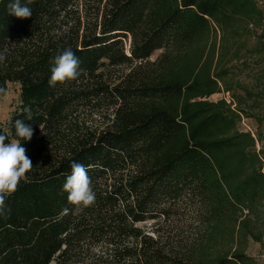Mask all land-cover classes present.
Returning <instances> with one entry per match:
<instances>
[{
	"label": "trees",
	"instance_id": "16d2710c",
	"mask_svg": "<svg viewBox=\"0 0 264 264\" xmlns=\"http://www.w3.org/2000/svg\"><path fill=\"white\" fill-rule=\"evenodd\" d=\"M9 2L0 87L17 83L19 103L0 132L7 143L20 140L16 119L32 127L20 145L33 168L0 217V264H258L246 248L262 239L251 214L264 209V156L238 128L244 107L264 99L256 0H32L25 19ZM68 47L86 72L50 86ZM253 64L249 88L238 74ZM72 161L96 194L76 215L62 188ZM181 201L194 208L193 232L163 235L160 216Z\"/></svg>",
	"mask_w": 264,
	"mask_h": 264
},
{
	"label": "clouds",
	"instance_id": "9594fccd",
	"mask_svg": "<svg viewBox=\"0 0 264 264\" xmlns=\"http://www.w3.org/2000/svg\"><path fill=\"white\" fill-rule=\"evenodd\" d=\"M32 0H10L7 4L8 14L25 19L32 16V10L28 7ZM7 49L0 51V64L6 60ZM49 85L76 80L86 69L80 67V60L71 47L65 48L57 54L53 60ZM0 94L6 96V90L0 87ZM26 120H32V112L28 107L24 108ZM15 135L24 140H31L33 129L24 122V119H16L14 122ZM7 130L0 132V217L7 218L11 209L6 200L18 190L19 183L33 168L31 159L26 155V149L20 145V140L7 142ZM71 173L66 177L63 191L67 193V201L74 206L73 214H79L83 209L95 203L96 194L93 190L92 180L88 175V167L77 161L70 164ZM69 212L68 208L63 210Z\"/></svg>",
	"mask_w": 264,
	"mask_h": 264
},
{
	"label": "rangeland",
	"instance_id": "374dc122",
	"mask_svg": "<svg viewBox=\"0 0 264 264\" xmlns=\"http://www.w3.org/2000/svg\"><path fill=\"white\" fill-rule=\"evenodd\" d=\"M256 2L262 8L264 14V0H256ZM261 33L264 34V24L257 29V34ZM262 39L264 41V37ZM157 54L158 52H155L151 58H155ZM257 68L258 66L253 64L250 69L242 70V72L238 74L240 82L249 88L257 87L255 85L258 73ZM239 92L242 94V91L238 90L237 93L240 94ZM222 97L227 98L229 101L231 100L230 95L226 93H215L210 96V99L217 100ZM18 103L19 85L14 82H9L7 84L6 96H0V122H5L8 119L10 112ZM244 108L248 115L242 116V119L238 124V128L241 131L253 134V137L256 139V149L264 156V99H261L258 107L245 106ZM258 118H260L261 121H259ZM95 119L98 120L99 117L96 116ZM175 206L176 207L173 209V215L169 217L168 220H164V217L161 215L156 225L159 230L163 232V235L166 234V232L178 235H191L196 224L194 208L191 204H188V202L185 201L178 202ZM246 212L247 211H245L244 214H246ZM251 217L253 219H257V221H255L254 231L255 233H260L262 239L261 241L249 239L247 242L246 252L253 256L257 260L258 264H264V209L263 212L257 214V217L252 214ZM143 225L146 230L150 231V223H145ZM95 251L96 254H106L107 252L103 246L97 247ZM50 264H54V262H51Z\"/></svg>",
	"mask_w": 264,
	"mask_h": 264
},
{
	"label": "built area",
	"instance_id": "2783aa9c",
	"mask_svg": "<svg viewBox=\"0 0 264 264\" xmlns=\"http://www.w3.org/2000/svg\"><path fill=\"white\" fill-rule=\"evenodd\" d=\"M226 94H228V93H226ZM225 98V97H224ZM228 102H229V100L227 99V98H225ZM252 134V133H251ZM253 135V134H252Z\"/></svg>",
	"mask_w": 264,
	"mask_h": 264
}]
</instances>
